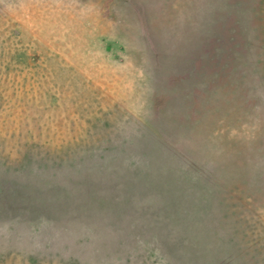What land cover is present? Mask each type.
I'll return each mask as SVG.
<instances>
[{
	"label": "rangeland",
	"instance_id": "374dc122",
	"mask_svg": "<svg viewBox=\"0 0 264 264\" xmlns=\"http://www.w3.org/2000/svg\"><path fill=\"white\" fill-rule=\"evenodd\" d=\"M0 264H264V0H0Z\"/></svg>",
	"mask_w": 264,
	"mask_h": 264
}]
</instances>
